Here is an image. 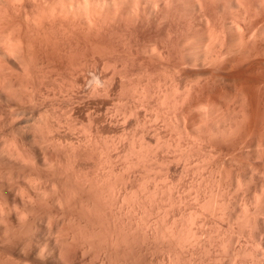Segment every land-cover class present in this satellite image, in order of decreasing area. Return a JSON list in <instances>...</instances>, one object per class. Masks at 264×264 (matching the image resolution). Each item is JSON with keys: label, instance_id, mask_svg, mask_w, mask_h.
Returning <instances> with one entry per match:
<instances>
[{"label": "rangeland", "instance_id": "obj_1", "mask_svg": "<svg viewBox=\"0 0 264 264\" xmlns=\"http://www.w3.org/2000/svg\"><path fill=\"white\" fill-rule=\"evenodd\" d=\"M263 29L264 0H0V264H264Z\"/></svg>", "mask_w": 264, "mask_h": 264}, {"label": "bare ground", "instance_id": "obj_2", "mask_svg": "<svg viewBox=\"0 0 264 264\" xmlns=\"http://www.w3.org/2000/svg\"><path fill=\"white\" fill-rule=\"evenodd\" d=\"M21 3H22V2H21ZM24 3H25V2H24ZM88 4H89V3H88ZM136 4H137V3H136ZM201 4H202V3H201ZM230 4H231V3H230ZM203 5H205V4H202V6H203ZM9 6H10V5H9ZM77 6H78V5H77ZM94 8H95V7H94ZM144 8H145V7H144ZM204 8H207V6H206V7L204 6ZM12 9H13V8H12ZM89 9H90V8H89ZM25 12H26V11H25ZM85 14H86V13H85ZM87 15H88V14H87ZM87 15H86V16H87ZM56 17H57V16H56ZM89 17H90V16H89ZM257 17H258V16H257ZM60 18H61V17H60ZM83 18H85V17H83ZM87 18H88V17H87ZM99 18H100V17H99ZM250 18H251V17H250ZM250 18H249V19H250ZM255 18H256V17H255ZM2 19H3V18H2ZM63 19H64V18H63ZM71 19H72V18H71ZM3 20H4V19H3ZM254 20H255V19H252L251 21L253 22ZM258 20H259V17H258ZM63 21H64V20H63ZM61 22H62V21H61ZM84 22H87V21H84ZM250 23H251V22H250ZM256 23H257V22H256ZM1 24H2V23H1ZM68 24H69V23H68ZM76 24H77V23H76ZM79 24H80V23H79ZM94 24H95V23H94ZM253 24H254V23H253ZM253 24H247V28H248L249 31H251L249 27L252 26V28H253V27L255 26V24H254V25H253ZM40 25H41V24H40ZM43 25H44V24H43ZM80 25H81V24H80ZM82 25H83V24H82ZM249 25H251V26H249ZM62 26H63V25H62ZM87 26H88V25H87ZM89 26H90V25H89ZM92 26H93V25H92ZM92 26H91V27H92ZM248 26H249V27H248ZM66 27H67V26H66ZM74 27H75V26H74ZM78 27H79V26H78ZM84 27H85V26H84ZM94 27H95V26H94ZM228 27H229V26H228ZM233 27H234V26H233ZM245 27H246V26H245ZM39 28H40V27H39ZM231 28H232V26H231ZM241 28H242V27H241ZM252 28H251V29H252ZM41 29H42V28H41ZM235 29H236L235 31L238 30L237 27H236ZM261 29H262V28H261ZM44 30H45V29H44ZM220 30H221V29H220ZM263 30H264V29H263ZM38 31H39V29H38ZM249 31H248V32H249ZM40 32H41V31H40ZM43 32L46 33V31H43ZM220 32H221V31H220ZM222 32H223V31H222ZM228 32H229V31H228ZM233 32H234V31H233ZM240 32H242V31H240ZM244 32H245V30H244ZM223 33H224V32H223ZM246 33H247V29H246ZM246 33H245V34H246ZM249 33H250V32H249ZM219 34H220V33H219ZM243 34H244V33H242V35H243ZM40 35H41V34H40ZM230 35H231V34H230ZM34 36H35V35H34ZM223 36H225V35H223ZM243 36H245V35H243ZM243 36H242V37H243ZM246 36H247V35H246ZM217 37H218V36H217ZM37 38H38V37H37ZM40 38H41V37H40ZM212 38H213V37H212ZM239 38H241V37L239 36ZM243 39H244V37H243ZM38 40H39V39H37V41H38ZM42 40H43V39H42ZM217 40H218V39H217ZM224 40H225V39H224ZM215 41H216V40H215ZM239 41H241V40L239 39ZM220 42H221V41H220ZM234 42H235V41H234ZM241 42H242V41H241ZM210 43H212V42H210ZM217 43H218V42H217ZM236 43H237V42H236ZM242 43H243V42H242ZM244 43H245V42H244ZM213 44H214V43H213ZM245 44H246V43H245ZM11 45H12V44H11ZM14 45H15V44H14ZM17 45H18V44H17ZM207 45H208V44H207ZM221 45H222V44H221ZM243 45H244V44H243ZM19 46H20V45H19ZM210 46H211V45H210ZM213 46H214V45H213ZM218 46H219V45H218ZM222 46H223V45H222ZM253 46H254V45H253ZM8 47H9V46H8ZM11 47H12V46H11ZM15 47H16V46H15ZM226 47H227V45H226ZM226 47H225V48H226ZM5 48H6V47H5ZM13 48H14V47H13ZM202 48H203V47H202ZM204 48H205V47H204ZM210 48H211V47H210ZM210 48H209V49H210ZM212 48H213V47H212ZM244 48H245V47H244ZM244 48H243V49H244ZM7 49H8V48H7ZM15 49L17 50L18 48H14V49H11V50H14V51H15ZM216 49H217V48H216ZM227 49H228V48H227ZM229 49H230V48H229ZM20 50H21V49L19 48L18 51H20ZM222 50H223V49H222ZM222 50H219V51H222ZM224 50H225V49H224ZM0 51H1V50H0ZM8 51H9V50H8ZM18 51H17V52H18ZM219 51H218V52H219ZM5 52H6V51H4V53H5ZM12 52H13V51H11V52H6V53L11 54ZM20 52H21V51H20ZM210 52H211V51H210ZM216 52H217V50H216ZM228 52H229V51H228ZM255 52H256V51H255ZM219 53H220V52H219ZM219 53H218V54H219ZM223 53H224V52H223ZM258 53H259V51H258ZM13 54H15V52H13ZM13 54H12V57H11L12 59H13V57H16V58L18 57L19 59H20V57H22V56H19L18 54H15L16 56H13ZM218 54H217V55H218ZM220 54H222V53H220ZM225 54H226V53H225ZM229 55H230V54H229ZM251 55H252V53H251ZM9 56H10V55H9ZM214 56H215V55H214ZM218 56H219V55H218ZM218 56H216V57L218 58ZM224 56H225V55H224ZM216 57H215V59H216ZM220 57H221V56H220ZM16 58H15V60H14V63L17 64L20 68H22V67L24 66L23 64H24V63L26 64V62H24L25 60H24V59L22 60V58H21V61H23V63H21V61H20L18 58H17V61H18V62H17V61H16ZM211 58H212V56H211ZM221 58H222V57H221ZM9 59H10V58H9ZM219 59H220V58H219ZM217 60H218V59H217ZM217 60H216V61H217ZM5 61H6V60H5ZM30 61H31V60H30ZM212 61H213V59H212ZM246 61H247V60H246ZM19 62H20L21 65L19 64ZM205 62H206V61H205ZM33 64H34V63H33ZM210 64H211V63H210ZM212 64H213V63H212ZM215 64H216V63H215ZM0 65H1V64H0ZM213 65H214V64H213ZM1 66H2V65H1ZM6 66H7V65H6ZM6 66H3L2 68L0 67V68L3 70V68L6 67ZM21 66H22V67H21ZM25 66H26V65H25ZM30 66H31V65H30ZM33 67H34V66H33ZM35 67H36V66H35ZM207 67H208V66H207ZM9 68H10V67H9ZM25 68H27V66H26V67H23L22 70H23V71H24V70H25V71L27 70L26 72H28V68H27V69H25ZM30 68H31V67H30ZM213 68H214V67H213ZM4 69H5V68H4ZM10 69H11V68H10ZM51 69H53V68H51ZM2 70H0V72H1ZM13 70H14V69H13ZM3 71H4V72L7 71V67H6V70H3ZM3 71H2L1 73H3ZM8 71H9V75H5V74H4V75H5V76H4L3 74L0 73L1 75L4 76V79H5V77H6V79H8L7 76H10V74H12V73H11V70L8 69ZM18 71H19V70H18ZM18 71H16V72H18ZM25 71H24V72H25ZM12 72H13V71H12ZM5 73H8V72H5ZM13 73H14V72H13ZM18 73H19V72H18ZM49 73H50V72H48V74H49ZM26 74H27V73H26ZM1 75H0V76H1ZM20 75H21V74H20ZM24 75H25V74H24ZM3 76H1V77H3ZM1 77H0V78H1ZM27 77H28V76H27ZM10 79H11V78H10ZM49 79H50V78H49ZM23 80H24V79H23ZM4 81H7V80H4ZM9 81H10V80H9ZM25 81H26V80H25ZM36 81H37V80H36ZM44 81H45V80H44ZM12 82H13V81H12ZM12 82H11V83H12ZM19 83H20V82H19ZM25 83H26V82H25ZM7 84H9V83H7ZM15 84H16V83H15ZM8 86H12V85H8ZM72 86H73V85H72ZM0 87H1V86H0ZM5 87H6V86H5ZM12 87H13V86H12ZM33 87H34V86H33ZM3 88H4V87H3ZM6 88H7V87H6ZM15 89H16V88H15ZM3 90H4V89H3ZM5 90L8 91L7 89H5ZM11 90H12V89H11ZM24 90L26 91V89H24ZM47 90H48V89H47ZM25 91H24V92H25ZM27 91H28V90H27ZM42 92H43V91H42ZM42 92H41V93H42ZM47 92H48V91H47ZM28 93H29V92H28ZM5 94H6V93H5ZM7 95H8V94H7ZM12 95H13V94H12ZM27 95H28V94H27ZM31 95H32V94H31ZM39 95H40V94H39ZM16 96H17V95H16ZM18 96H19V95H18ZM29 96H30V95H29ZM42 96H43V95H42ZM10 97H11V96H10ZM21 97H22V96H21ZM12 98H13V97H12ZM18 98H19V97H18ZM25 98H26V97H25ZM8 99H9V98H8ZM30 100H31V99H30ZM43 100H44V99H43ZM18 101H19V100H18ZM22 101H23V100H22ZM31 101H32V100H31ZM47 101H48V100H47ZM32 102H33V101H32ZM29 103H30V101H29ZM41 103H42V102H41ZM16 104H17V103H15V105H16ZM26 104H27V103H26ZM8 107H9V106H8ZM25 107H26V106H25ZM38 107H39V106H38ZM36 108H37V107H36ZM31 109H32V108H31ZM38 109H39V108H38ZM24 110H25V109H24ZM33 111H34V110H33ZM39 116H40V114H39ZM1 117H2V115H1ZM0 119H1V118H0ZM15 119H16V118H15ZM17 119H18V118H17ZM26 119H27V118H26ZM9 120H10V119H9ZM28 120H29V119H28ZM28 120H27V121H28ZM38 121H39V120H38ZM7 122H8V121H7ZM16 122H17V121H16ZM27 124H28V123H27ZM9 126H10V125H9ZM20 126H21V125H20ZM37 126H38V125H37ZM10 127H11V126H10ZM22 130H23V129H22ZM27 130H28V129H27ZM13 132H15V131H13ZM35 132H36V131H35ZM40 132H42V131H40ZM13 134H14V133H13ZM15 137H16V136H15ZM22 137H23V136H22ZM12 153H13V150H12ZM15 153H16V152H15ZM252 220H254V219H252ZM263 228H264V227H263ZM263 235H264V234H263ZM246 250H247V249H246ZM240 252H241V251H240ZM245 252H246V251H245ZM260 254H261V253H260ZM262 256H263V255H262ZM259 259H260V258H259ZM256 260H257V259H256ZM234 263H235V262H234Z\"/></svg>", "mask_w": 264, "mask_h": 264}]
</instances>
